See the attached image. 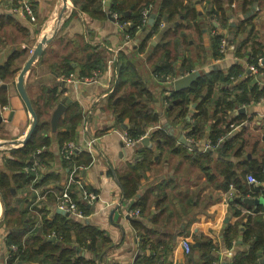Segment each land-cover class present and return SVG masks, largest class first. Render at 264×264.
<instances>
[{"label":"crops","instance_id":"crops-1","mask_svg":"<svg viewBox=\"0 0 264 264\" xmlns=\"http://www.w3.org/2000/svg\"><path fill=\"white\" fill-rule=\"evenodd\" d=\"M155 1L153 9L158 7L160 0ZM190 1L197 11V17L190 25L196 27L185 30L187 41L184 52H178L176 66H180L184 59L185 67H191L201 75L211 70L221 71L224 76L232 75L233 65L241 67L243 72L236 78H230L232 82L229 85L216 88L210 100L202 105L206 110L201 131L203 135L196 139L187 136L193 128L196 111V104L190 103L184 119H174V122L173 117L161 111L159 123L147 126L143 143L129 149L120 138V133L127 128L126 124L117 125L108 102L117 81L119 53L133 52L132 60L137 71L152 90L160 91L167 85L157 82L152 76L156 56L151 58V48L162 43L163 34L170 31L173 23L164 18L157 34L148 41L145 51L139 54L135 50L143 40L147 26L137 32L133 42H126L125 29L116 20L111 17L93 20L89 14L79 10V4L73 0H68L66 6L63 0H0V18L13 19L4 23L1 32L13 28L22 36L19 41H15L14 37H10V42L4 40L2 50L0 48V66L11 54L17 53L13 76L7 78L10 80L13 77L12 81L7 82L6 79L0 83V115L3 118L0 122V173L8 176L15 171L6 162L12 158L10 151L13 150L7 146H11L12 141H23L30 127V115L16 91L14 80L42 37L50 39L24 77L25 91L31 104L37 105L41 101L47 110L46 119L38 113L40 122L48 124L45 136L49 145L37 151L41 164L36 178L20 190L11 189L10 205L17 212L26 209L34 223L43 218L52 220L65 216L75 222L89 224L103 233L107 244L98 246L97 253L89 248L77 252L87 261L135 264L139 259L154 258V264H203L199 246L204 240L211 241L213 247L210 254L221 264H231L240 253L249 250V244L242 241L244 220L229 246L225 233L228 226L238 219L233 216L234 208L249 214L247 208L256 207L243 203L242 199L252 197L244 195L245 189L250 186L246 180L248 173L264 166V98L238 102L235 96L244 82L248 88L257 86L264 89V55L254 65L258 68L257 73L249 70L247 62L252 45L264 47V0H251L250 3V0H218L223 13L228 15V25L211 20V5L206 0ZM24 2L31 7L33 20L20 11ZM110 3L111 0H107V8H102L104 12L108 13ZM151 16L147 21L149 26L153 23L150 22ZM182 19L180 16L174 25L181 23L185 28L189 27ZM180 32L176 31L177 37ZM215 33L227 44L225 53H221L222 58L219 59H214L211 53ZM175 37L171 29L168 39L172 40V52ZM237 44L242 46L240 57L235 52ZM131 46L134 48L131 49ZM23 59L24 64L17 67ZM66 63L71 68L67 74L63 68ZM82 65L93 68L89 75L96 74L92 76L95 77L94 82L69 80L81 75ZM225 102L231 103V107L228 108ZM60 104H64V109L58 116ZM71 104H76L82 117L72 139L60 143L57 133L65 127L59 128V121L65 117ZM216 118L222 120L218 126H214ZM224 127L227 128L224 140L221 138L213 144L215 130H225ZM160 129L165 137H153ZM70 142L76 146L70 157L73 163L62 157L64 148ZM221 144L224 146L218 148ZM141 146L151 151L150 166L140 175L138 186V198L145 200V209L140 215L131 217L128 212L136 200H126L120 180ZM17 147L19 145L14 149ZM82 164L85 167L76 177L89 191L97 194V200L87 206L84 221L80 222L72 216L58 213L56 196L72 168ZM260 186L264 191V184ZM252 198L264 199V194ZM3 215L2 200L0 264H5L8 252L5 237L9 229L3 222ZM26 221L28 218H25ZM133 221L142 223L141 231L146 243L141 244ZM33 229L34 226L29 231ZM49 240L53 242L55 237ZM70 240L71 246L76 247L73 233ZM181 240L189 242L191 253H184ZM261 261L264 259L259 258L257 263L264 264Z\"/></svg>","mask_w":264,"mask_h":264},{"label":"trees","instance_id":"trees-1","mask_svg":"<svg viewBox=\"0 0 264 264\" xmlns=\"http://www.w3.org/2000/svg\"><path fill=\"white\" fill-rule=\"evenodd\" d=\"M206 1L211 5L209 12L212 15L215 14L214 19L221 25H228V15L223 13L224 9L220 6V2L218 0ZM73 2L79 4V10L89 14L93 20H105L112 14H117L120 17V23H129V26L126 27L124 32L133 41L137 38V32L147 26L143 40L135 50L139 54L145 51L148 41L157 34L160 24L166 18L168 22L173 23L171 29L176 36L172 42L173 52L170 50L172 40L168 39L171 31L169 29V32L163 34L161 39L162 43L158 44L155 48H151V58L156 56L152 66V76L157 82H160L166 77L175 79L178 76H184L195 71L191 67L184 66V59L180 66H176L178 52H184L185 49V43L187 41L185 30L190 27H196V25H190V22L194 23L197 17V11L190 0H160L156 9H153L155 0H111L108 13L102 10L100 0H82L81 2L80 0H73ZM250 2L251 0L248 1V3ZM150 6L152 7L150 16H154V21L149 26L143 23L142 13ZM180 16L183 17V23L185 22L189 27L185 28V25L181 23L178 26L174 25L176 21L180 20ZM12 21L13 19L10 17L4 18L1 16L0 45L2 43V27L5 25L4 23ZM15 25L18 26L17 23ZM183 28H185L184 31H182ZM176 31H181L179 37H177ZM221 39L222 37L217 34L212 39L211 53L214 59L222 58L220 52ZM240 45L237 44L235 48L237 57L241 56L240 50L242 46L240 47ZM133 48L131 46V49ZM133 55V52L130 54L124 52L119 53L117 66L115 65L117 69V81L108 99L109 108L116 117L117 125L126 124L127 128L124 131L133 140H138L143 137L147 126H155L159 123L161 111H164L166 116L173 117V122L174 119H184L188 113L187 105L190 103L196 104V111L193 115L195 117L194 124L192 125L193 128L187 133V136L193 139L200 137L203 135L201 131L203 130V121L206 116V110L202 105H204L205 101L210 100L216 88H219L220 85H229L232 82L230 78H236L239 73L243 72L242 68L237 65L231 66L233 74L228 76H224L221 71L211 70L203 73L188 89L175 92L170 85L161 87L160 91L157 92L150 88L147 81L137 71L136 64L132 60ZM263 55L264 47L262 45H252V52L248 55L247 62L250 65H257L258 59ZM16 56V52L13 55L11 54L7 61L0 66V83L5 82L7 78L13 76ZM81 67V75L78 78L91 77L89 74L93 68H88L86 65H82ZM63 68L66 74L71 70L68 63L64 64ZM238 92L239 94L235 95L238 102H245L249 99L258 101L264 98V89H258L257 86L248 88L245 82L239 86ZM167 93L169 95H166ZM226 105L228 108L231 107V103L229 102ZM67 109L68 112L65 114V117L59 121V128L65 127L64 130H59L57 133V138L60 143L72 139L75 127L82 117L81 111L76 104H71ZM35 113L38 122L32 136L24 145L10 151L12 158L6 161L9 163L10 169L15 171V174L8 176L5 173H0V197L4 203L3 222L9 229L5 237V246L8 251L5 263L96 264L95 260L94 263L87 261L85 258L78 256L77 252L88 248L96 252L99 248L98 246H106L107 239L103 237V233L89 224L78 223L65 216H58L52 220L43 218L39 222L35 221L34 223V220L31 219V215L27 213L26 209L17 212L10 205L9 198L11 189L20 190L36 178L39 173V167H35L34 170H31V168L34 160H37L38 165L41 164L40 155L37 154V151L49 145V140L45 136L48 130V124L40 122V114L37 110H35ZM220 123H222V120L216 118L214 126H218ZM226 130L227 128L225 130H215L213 144L221 138L224 140ZM196 133L199 134L196 135ZM161 135H163V131L160 129L159 131H155L153 137ZM212 146L215 147V145ZM223 146L224 144H221L218 148ZM150 159L151 151L149 148L141 146L136 151L135 159L128 164L127 171L120 180L126 200H136L135 203L132 202L130 210H138L139 215L145 209V200L138 198L140 175L149 168ZM69 162L73 163L72 160ZM80 166L85 167L83 164ZM248 175H252L260 184H264V166L257 170H251ZM248 187L245 189L244 195L257 197L264 194L260 185L256 187L250 185ZM72 188L74 191L72 196L74 197L76 196V191L74 187ZM78 206L80 209H83V213L88 210L87 206L82 203ZM247 211L250 213L243 214L239 209L234 208L233 216L238 219L233 225L228 226L225 233L226 244L229 246L239 232V224L244 220L242 224V241L243 243L249 244V250L247 253H240V256L231 264H256L259 258L264 259V206L257 205L254 208L248 207ZM25 218H28V221L25 222ZM132 225L139 233L141 244L146 243V238L142 235L143 233L141 231L143 229L142 223L133 221ZM28 226H34V229L29 231L30 227ZM71 233L74 234L76 247L71 246ZM52 236L55 237V241L53 242L49 240ZM212 247L210 240H204L200 243L199 249L203 264H214L218 261V259L210 254ZM154 263V258H150L144 261L139 259L135 264Z\"/></svg>","mask_w":264,"mask_h":264},{"label":"built area","instance_id":"built-area-1","mask_svg":"<svg viewBox=\"0 0 264 264\" xmlns=\"http://www.w3.org/2000/svg\"><path fill=\"white\" fill-rule=\"evenodd\" d=\"M151 6L149 7V10H151ZM19 10V9H18ZM20 11L23 13L25 12L29 18L31 20H33V13L31 10V7L29 6L28 3L24 2L21 5ZM145 12V13H144ZM143 12V23H146V14H147V10H145ZM112 17L114 20H118L120 17L117 14H112ZM120 25V24H119ZM120 26H129V23H122ZM126 29V27H125ZM226 42L225 40H222V44H221V53H225L226 50ZM249 70L257 73L258 72V68L254 65H250ZM74 81H78L81 83H91L94 82L95 77H90L85 78V77H81V78H74ZM120 138L123 142V144L125 145V147L132 149L134 147H137V145L141 144V141L143 138H140L138 140H133L130 139L126 132L123 131L122 133H120ZM74 149H76V147H74L72 144H68L63 152H62V157L64 159H70V157L73 155V151ZM39 163L37 162V160H34L33 164H32V168L31 170H34L35 167H40V165H38ZM78 167V166H77ZM76 166L72 168V171L70 172L68 179L65 183V185L62 187V189L60 190V192L57 194L56 196V207L59 211H62L66 214H68V216H72L75 219H78L80 222L84 221V213L82 211V209L79 208V204L82 203L83 205L86 206H91L96 200H97V194L89 191L83 184V182L79 179H77V175H75V173H79L81 170H83V167H78ZM247 183L251 186H259L260 183L252 176V175H247ZM76 191V196H72V194L74 193L73 188ZM128 215L131 217L137 216L139 215V211L138 210H129ZM183 251L185 254H189L191 251V245L189 244V242H187L186 240H181L180 242ZM6 264V263H5ZM214 264H221L219 259L217 262H215Z\"/></svg>","mask_w":264,"mask_h":264},{"label":"water","instance_id":"water-1","mask_svg":"<svg viewBox=\"0 0 264 264\" xmlns=\"http://www.w3.org/2000/svg\"><path fill=\"white\" fill-rule=\"evenodd\" d=\"M63 1H64V5L66 6L68 0H63ZM150 22H153V16L150 17ZM49 40L50 39L47 36L42 37L40 42L33 49L28 60L25 62V64L21 68L20 72L18 73L17 79H16V84H15L16 91H17L19 97L21 98V100L23 101V103H24V105H25V107H26V109L30 115V127H29V131H28L26 137L23 139V141H12L11 142L12 145H14V146L24 145L32 136V134L35 130V127L37 125V122H38L35 110L33 109V106L31 104V102L29 101L27 93L25 91L24 77H25L26 73L29 71V69L32 66V64L34 63V61L38 57L41 56L43 45L46 44L47 42H49ZM200 77H201V73L199 71H194V72L187 74L185 76L177 77L172 82V88L175 92L188 89ZM67 103L70 104L71 100L68 99ZM63 109H64V104H60L57 108L58 116H59L61 110H63ZM58 116H57V118H58ZM2 119L3 118L0 115V122ZM141 143H143V140L141 141ZM242 202L249 205V206L264 205V199L263 198L254 199L252 197H246V198L242 199ZM0 204L2 206L1 197H0ZM58 213H61L63 215H68L62 211H58ZM261 262L264 263V261H261ZM257 264H259V263H257Z\"/></svg>","mask_w":264,"mask_h":264},{"label":"rangeland","instance_id":"rangeland-1","mask_svg":"<svg viewBox=\"0 0 264 264\" xmlns=\"http://www.w3.org/2000/svg\"><path fill=\"white\" fill-rule=\"evenodd\" d=\"M101 1V5H102V8L104 7L105 9L107 8V6H106V3H107V0H100ZM104 9V10H105ZM147 10V16H146V24H147V21H148V18H149V15H150V10H149V8L148 9H146ZM145 11V10H144ZM143 11V12H144ZM152 12H153V10H152ZM145 13V12H144ZM215 15V14H214ZM213 15V19H211L212 21H215L216 22V20L214 19V16ZM142 16H143V13H142ZM111 18H113L112 17V15L110 16ZM143 20H144V17H143ZM154 20V19H153ZM117 23L118 24H122V23H120L119 22V19L117 20ZM123 27V26H122ZM125 27H127V26H125ZM125 27H123L124 29H125ZM139 28V27H138ZM58 30V29H57ZM125 31V30H124ZM215 35H216V33H215ZM3 36H5V39H3ZM7 36V37H6ZM51 36V35H50ZM10 37H14V40L15 41H19L20 40V37H22L17 31H16V29H13V28H6V29H4V31H2V43H1V45H0V48L1 47H3L4 46V40H8L9 42H10ZM7 38V39H6ZM124 38H125V40H126V42H133V40L124 32ZM222 40H223V38L221 39V44H222ZM1 50H2V48H1ZM30 52H31V50H29ZM25 59H23L22 60V62H19L18 63V65H17V67L19 66V68L22 66V64H24L23 63V61H24ZM192 72H194V71H192ZM94 75H96V74H93V75H91V77L92 76H94ZM185 76V75H184ZM178 77H182V76H178ZM86 78V77H85ZM88 79L90 78V77H87ZM177 78V77H176ZM11 79H13V77L12 78H10V80L9 79H7V82H10V81H12ZM74 78H69V80H72V81H74L73 80ZM173 80L174 79H170L169 77H166V78H164L162 81H160L161 83H163L164 85H167V86H170L171 84H172V82H173ZM14 81H16V78H15V80ZM33 92V90L32 89H30V93H32ZM42 102L40 101L37 105H33V109L35 108V110H37V111H39L40 113H41V115L43 116V118H47V115H45V113H47V110H46V108H45V106H42V104H41ZM144 137V136H143ZM143 137H141V138H143ZM71 144H72V142H70ZM73 145V144H72ZM74 147H76L75 145H73ZM8 147V149H14V146H10V145H8L7 146ZM20 147V146H19ZM19 147H17V148H19ZM16 148V149H17ZM79 167V166H78ZM77 167V168H78ZM81 167V166H80ZM75 175H77V173H75ZM191 252V251H190Z\"/></svg>","mask_w":264,"mask_h":264},{"label":"bare ground","instance_id":"bare-ground-1","mask_svg":"<svg viewBox=\"0 0 264 264\" xmlns=\"http://www.w3.org/2000/svg\"><path fill=\"white\" fill-rule=\"evenodd\" d=\"M48 30V29H47Z\"/></svg>","mask_w":264,"mask_h":264}]
</instances>
